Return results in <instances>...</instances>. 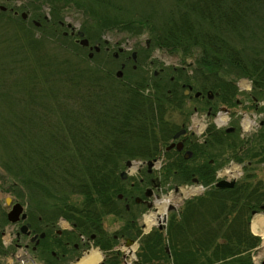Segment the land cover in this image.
I'll return each mask as SVG.
<instances>
[{"label": "trees", "instance_id": "1", "mask_svg": "<svg viewBox=\"0 0 264 264\" xmlns=\"http://www.w3.org/2000/svg\"><path fill=\"white\" fill-rule=\"evenodd\" d=\"M34 2L51 7V18L58 23L56 19L69 0H31L33 17L43 18ZM93 2L106 8L111 5L108 0ZM260 2L173 0L162 10L137 13L135 21L131 17L99 16L104 31L118 26H128L132 31L146 28L157 48L180 60L190 59L185 64L192 74L177 68V82L153 75L150 85L123 83L107 70L90 66V71L81 66L66 50L63 59L52 60L48 53L37 52L46 37L34 40L25 30L19 36L16 33V38L4 40L8 59L19 65L35 61L41 68V76L27 71L16 74L29 73V80L0 68V79L5 81L0 83V90L7 86L20 91L15 97L7 93L0 96L6 102L0 110V156L4 170L28 190L32 200L50 197L61 201L50 204L54 210L40 215L44 221L56 212L72 223L76 232L104 236L102 217L120 214L117 194L122 191L121 164L127 159L159 156L160 146L180 128L172 115L166 116L185 105L187 96L179 81L196 85L202 94L211 91L214 97L208 102L215 101L216 105L236 103L238 89L231 74L251 80L253 98L264 95V49H247L244 44L245 32L254 29L251 17ZM96 16L92 14L86 23ZM40 20L48 21L45 16ZM23 34L24 39L20 38ZM259 45L264 46V42L259 41ZM12 98L23 104L16 105ZM254 134L244 144L235 131L208 127L204 144L213 148L226 143L232 148L228 158L238 162L242 158L235 152L250 157L244 164L246 175L231 188L211 186L186 200L177 212L172 211L165 229H154L140 238L133 264H253L252 251L261 239L251 233L250 218L252 210L264 203V180H253L251 161L264 167V126ZM197 147L196 142L188 146L192 158ZM164 154L165 167L183 183L193 176L204 185L214 181L217 167L211 160L190 166L179 151ZM61 194L65 197L57 196ZM71 195L81 196V204L71 205L66 199ZM5 221L0 212V237ZM94 242L98 244L96 238Z\"/></svg>", "mask_w": 264, "mask_h": 264}, {"label": "rangeland", "instance_id": "2", "mask_svg": "<svg viewBox=\"0 0 264 264\" xmlns=\"http://www.w3.org/2000/svg\"><path fill=\"white\" fill-rule=\"evenodd\" d=\"M108 1L111 5L110 7L106 8L103 5L93 2V0H69V2L61 9L60 18L56 19L58 21L57 23L53 22L50 15L51 7L46 4L37 5V2H34V5L37 7V11L43 15V18L44 16H47L48 21L43 22L40 20L43 18L33 17L32 12L30 11L31 0H0V6H6L8 8V10L5 12H2L0 10V68L6 70L10 69L8 72L11 73V76L25 77L28 78V80L29 73H22L20 75L16 74H19L22 71H27L33 73L34 76H41V68L37 67L36 65L38 64V62L34 61V63L19 65L18 62L11 61L4 55V48L6 45V42H4V40L16 38L21 35V31L23 32V30H25L28 36L33 38L34 40H40V38L44 39L46 37V41L41 43L38 47L36 46L38 48L37 52L43 54L48 53L49 55L47 56L51 57L52 60H54L55 57H57L58 59H63L66 55L63 50H66L68 54L74 55V61L79 60L81 66H86V68L90 71L91 67L100 68L103 71L107 70L111 73L114 79H117L118 81L123 83L143 82L147 85H150V83L154 80L153 75L162 80H167L169 78H172L174 80L176 77L175 74H177V68H183L187 75L192 74V70L188 66H186V64L190 63L191 60L188 58L180 60L181 58L179 57L169 55L161 50L159 51L158 48L151 42L150 34L148 30H146V28L140 31H132L128 26H118L116 28H109L108 30L104 31L105 28L103 29L102 24L99 21V16L101 15L110 17H131L130 20L135 21L134 16L137 15V13H143L144 10H150L153 8L156 10H162L164 7L166 8L170 6L173 3V0ZM10 9H13V11H17L18 14H14L13 11H10ZM21 13H27L29 17L24 20L20 16ZM92 14H96L97 16L93 19H90L88 23H86V20ZM251 19L253 21L252 27L254 29L251 32H245V43H243L248 45L246 47L247 49L249 47L264 49L263 45H259V41L264 42V0H261L256 13L252 15ZM34 22L40 23V25L35 26ZM60 23H62V25ZM67 24H70L72 28H75V31L80 30L84 32V37L89 40L90 46H94L96 44L100 45V51L95 52L93 49L90 50L88 47H82L77 40L78 37L70 35L71 28H68ZM65 32L66 34H64ZM16 33H18V36L16 35ZM20 38L24 39L25 35L23 34L22 36H20ZM104 41H107V44L104 45ZM121 49L122 51H120ZM133 52H135L136 54L135 60L129 59V57L131 58V54ZM27 53L30 57L31 51L28 50ZM90 53H92L91 57L89 56ZM30 59L33 60V58L31 57ZM122 63L125 64L123 68L121 67ZM118 71L122 72L120 78L116 76V73ZM229 77H232L234 79L237 86L241 80H250L246 77H237L234 74H231ZM175 81L177 82L176 79ZM4 82L5 81L3 77L0 79V83ZM178 83L181 86L182 93L187 96L185 105H183L180 110L175 108L172 113L169 112V114H166V116L172 115V118H175L179 123L184 121V124L187 126H191V113L195 109H197L201 113H204L210 107L212 108V112L218 113L220 107L226 106L232 112V114L235 115V117H238L239 113H251L254 111V106L252 105V102L250 101L251 98L248 95L250 93L248 92H237L238 94L236 95V99H239V103H237L236 105H224L220 103L216 105L215 101L207 102L205 98H195V92L200 91L196 85H190V83L183 81H179ZM189 86L192 87L191 92H187ZM3 88H7V86ZM3 88L2 90H0V96L7 93L10 96L15 97L20 93V91H17L13 87H8L7 91L3 90ZM12 101L16 105L23 104L22 102H15L13 98ZM7 102L8 104L12 103L10 101ZM4 106H6V102L0 97L1 111H3L2 108ZM170 108L173 107L171 106ZM213 118L210 119V121H212ZM237 120L238 119L235 120V124L237 123ZM236 134L238 136V141L240 143L243 142L244 144H246V141H248L249 138L255 136L254 133H250L242 138V135H240L238 132H236ZM191 137L196 142L198 150L197 153L194 154V158L189 159L190 166H195L206 160H211L214 166L217 167L216 171H218L229 163L230 160L228 156L232 155V148H230L229 145L224 143L222 146L217 145L216 147L212 148L204 144V140L206 139L205 135L191 134ZM171 142L172 141L169 139L166 143L162 144V146H160V151L164 150L166 145ZM1 147L2 146L0 142V150ZM246 148L247 147H245L244 149ZM241 152L242 151L235 152L237 157L242 158L241 162H235L236 165L240 168L239 176H241L239 179L243 178L246 175V169L243 167V165L250 159L248 155L245 156V153ZM226 159H228V161ZM254 161L255 160L251 161V163L253 164L252 167L254 168L251 172L255 176L253 180H264V167L254 164ZM124 163L125 162L121 164L122 166L119 170V173L123 170H128L125 168ZM165 165L166 161H163L162 158L159 159V161L155 163L156 169L152 173V176L158 177L161 182L162 187L159 192L161 200H165L167 203L174 205L177 212L183 204L185 197H191V195L185 196L183 194L184 190H189V188H187L186 186L191 184H184L179 179V177L173 174V170L172 172H169L168 168H166ZM141 167L143 168L140 172L136 170V168H129L128 172L130 176H128L127 179L123 181L122 191H120L119 194L133 197V199L136 196L142 197V192L145 189L147 183L144 182L141 184L140 181L142 177L145 179H147V177L145 176L144 171L145 166L143 165ZM176 187L179 188V191H175ZM200 193L201 191L196 194ZM29 195L30 194L28 190L25 189L17 179L4 170V168L2 167V158L0 156V212H2V214L4 213V215L6 216V213L9 210V206L5 203V199L10 197L13 199V201H17L22 204L24 206V209H27L37 222V217L40 216L44 211L54 210L52 208V205L50 204L61 203L59 199L54 200L50 197L36 202L35 200H32ZM57 196L60 198L65 197V195L63 194ZM66 199L67 201L71 200V205H80L82 197L71 195L66 196ZM155 210V207H152L150 209L146 205H142L139 207L136 206L133 209L134 215L132 217L133 223L131 225H128L131 215L123 214L124 212H121L120 215L108 214L103 216L101 224L106 234H104V239H107L106 236L111 237L115 234L119 235L122 232L124 233L128 231L129 234L131 233V237H133L138 244L142 236H144L145 234L147 235L148 232L157 227L159 220L157 224L150 230H148L147 232L144 230V216L150 211L154 212ZM258 216L264 219V212H259V214L254 215L252 217V220ZM51 219L55 220L56 222L54 229H63L65 231L71 229L70 222H68L67 220H63L61 218V215L57 214L56 212L54 214H51V216L47 220ZM5 220L6 221L2 224L3 226L1 228V234H3V232H5L7 229L9 230V232L11 230L12 233H14V225H10L6 217ZM42 222L45 223L43 219ZM36 227L37 231L43 228L39 227L37 224ZM70 237L72 236L70 235ZM20 243L23 244V241H21ZM113 245L116 249L119 248L120 252H118L117 255H114V257L113 255H110L107 261H105V264H128L126 263V260H123L124 252L121 251V249L124 247V245H122V241L117 240L113 243ZM94 249H99V247L95 246ZM16 253L17 248H14V244H12L11 246L9 245L8 248L2 247L0 251V264H39L37 261L33 263L31 262L30 257L32 255L29 252L23 254L20 258H17L15 256ZM254 256L256 264H260L259 261L264 258V243H261V245L257 248V250L254 252ZM22 259L24 262H22Z\"/></svg>", "mask_w": 264, "mask_h": 264}, {"label": "flooded vegetation", "instance_id": "3", "mask_svg": "<svg viewBox=\"0 0 264 264\" xmlns=\"http://www.w3.org/2000/svg\"><path fill=\"white\" fill-rule=\"evenodd\" d=\"M257 108L258 107L256 106V109ZM211 112V109H209L207 111V115L209 116ZM263 119L264 114L259 117V126L264 124ZM184 125V122H182V128H184ZM191 134L192 133L186 130L185 134L178 140H182L185 146L187 141H192L190 138ZM144 170L147 179L142 177L140 182H145L147 185L145 190H143L142 200L136 198L133 199V197L123 195L118 197L125 209L123 214L131 215L128 225L133 223V209L136 206H147L149 203H151V201L159 195L160 189L162 187L159 178L152 176V173L155 171L153 167H146ZM145 194H148L149 197H145ZM22 213H26V219L19 220L14 224V245L16 248H19L21 245L20 242L23 241V249L26 253L29 252L32 255L30 257L32 263L37 261L39 264H68L71 261L77 260L84 254L86 250H88L91 242L90 239H88L86 236L79 235L78 233L75 234L74 229H71L70 231L54 229L56 224L55 220L51 219L49 222L43 223L42 218L38 216L36 222L27 209H23ZM36 224L43 228L37 231ZM41 233L44 235L41 236ZM70 235L72 236L71 238L69 237ZM117 240H121L122 245H129L133 240V237H131V233L129 234V232L126 231L124 233H120L119 235H113V238L109 239L110 242H107L102 236H98L97 238L98 244L100 246L103 244L109 245L110 243L116 242ZM113 249L118 250V248L115 249V247H113ZM103 250L105 253L104 260H106L109 256V249L106 248ZM123 260H126V254H123ZM103 263H105V261Z\"/></svg>", "mask_w": 264, "mask_h": 264}, {"label": "bare ground", "instance_id": "4", "mask_svg": "<svg viewBox=\"0 0 264 264\" xmlns=\"http://www.w3.org/2000/svg\"><path fill=\"white\" fill-rule=\"evenodd\" d=\"M198 191V189H190L189 191L183 192L185 196L192 194L194 192ZM168 203L165 200H162L157 203V212H149L148 214L145 215V221L147 223V230L154 224L158 222V219L160 218L161 215L164 214L166 211ZM264 219L260 216L256 217L252 221V229L254 232H260L261 234L264 235ZM100 253L97 250H92L90 251L89 255L85 257L81 262H78L77 264H93L97 260L100 259Z\"/></svg>", "mask_w": 264, "mask_h": 264}, {"label": "water", "instance_id": "5", "mask_svg": "<svg viewBox=\"0 0 264 264\" xmlns=\"http://www.w3.org/2000/svg\"><path fill=\"white\" fill-rule=\"evenodd\" d=\"M1 10H6V8L4 6H1L0 7ZM22 17L23 18H26V13H22ZM38 25V23H37ZM70 26V25H69ZM72 34H74V31L71 32ZM77 35L81 37V40H80V44L83 45V46H87L89 44V41L87 38H84V33L82 31H78L77 32ZM91 48V47H90ZM95 50L98 51L99 50V47L98 46H95ZM92 56V53L90 54V57ZM133 57H135V53H133ZM123 66V65H122ZM122 75V72L121 71H118L116 73V76L117 77H120ZM196 96L199 95V92H197L195 94ZM180 133V132H179ZM179 133H177L175 135L178 136ZM175 144H171L170 146H168V149L173 147ZM178 149L181 148V143H178L177 146H176ZM189 153H186L185 154V157H188ZM131 161H127L126 162V165L127 166H130L131 165ZM123 177L126 176V173L123 172L122 174ZM194 181H196V179H194ZM235 184V181H226V180H220L218 181L215 185L216 187H220V188H224V187H232L233 185ZM11 201L10 198H6V203H9ZM260 209H263L264 210V205H261L260 206ZM22 211V206L19 204V203H15L13 206H12V209L8 212L7 214V218L10 222H16L18 219H19V214L21 213ZM254 213V212H253ZM25 218V214L22 215V219ZM166 219V217H165ZM262 264H264V259L262 261Z\"/></svg>", "mask_w": 264, "mask_h": 264}]
</instances>
